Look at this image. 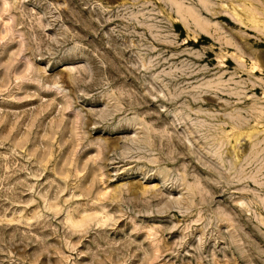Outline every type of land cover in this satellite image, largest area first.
Returning a JSON list of instances; mask_svg holds the SVG:
<instances>
[{
	"label": "rangeland",
	"instance_id": "1",
	"mask_svg": "<svg viewBox=\"0 0 264 264\" xmlns=\"http://www.w3.org/2000/svg\"><path fill=\"white\" fill-rule=\"evenodd\" d=\"M187 1L0 0V264H264V33Z\"/></svg>",
	"mask_w": 264,
	"mask_h": 264
},
{
	"label": "bare ground",
	"instance_id": "2",
	"mask_svg": "<svg viewBox=\"0 0 264 264\" xmlns=\"http://www.w3.org/2000/svg\"><path fill=\"white\" fill-rule=\"evenodd\" d=\"M188 1L187 2L190 4L189 6L186 7L183 4H181L179 5L178 8L180 16L186 23V26H188L190 23H193L197 27V30L202 28L207 30L209 34H213L225 28L224 24L221 21H217L218 19L215 20L217 15L222 14L230 18L231 21L233 22H236L238 24H243L252 29H256L258 32L264 33V0H188ZM204 13H206L207 16H205ZM231 34L234 37L239 38L241 44L247 40V38L244 37L243 35L237 34L235 32H231ZM255 67L258 66L256 65Z\"/></svg>",
	"mask_w": 264,
	"mask_h": 264
}]
</instances>
